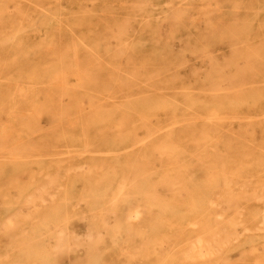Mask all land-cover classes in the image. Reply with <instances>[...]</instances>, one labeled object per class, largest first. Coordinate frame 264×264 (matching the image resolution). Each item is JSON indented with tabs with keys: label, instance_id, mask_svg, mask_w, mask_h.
<instances>
[{
	"label": "rangeland",
	"instance_id": "374dc122",
	"mask_svg": "<svg viewBox=\"0 0 264 264\" xmlns=\"http://www.w3.org/2000/svg\"><path fill=\"white\" fill-rule=\"evenodd\" d=\"M169 5L174 10L167 21L176 24L174 32L163 20ZM260 16L264 17V0H177L174 4L169 0H0V122L9 120L14 134L26 136L22 126L26 118L21 114L33 106L44 113L48 106L41 103L43 95L53 90L58 78L73 83L70 68L91 72L96 79L89 83L94 85L115 84L119 79V84L132 83L128 78L136 76L134 72L140 86L149 89L161 84L162 102L154 107L177 108L174 114L112 116L110 123L119 124V129L98 135L83 127L65 129L72 135H85L81 138L90 142L81 144L70 139L76 136H66L51 150L29 151L27 156L40 159L39 176L44 180L59 172L72 174L80 164L90 163L101 165L102 173L113 172L115 185L121 179L137 180L129 198L132 204L142 203L143 191L149 188L146 217H137L130 203L119 202L116 208L119 224L126 225V217L125 222L143 232L148 264H264V119H259V111L264 110L259 42L264 44V35L259 41ZM129 18L137 24L125 34L132 25ZM170 36L178 38L173 55L167 49ZM118 65L125 77L114 71ZM90 97L93 106L101 105L98 94ZM199 99L207 100L203 107L197 106ZM63 100L66 107L72 106V96ZM208 108L213 110L211 115H218L214 111L218 109L232 113L211 116ZM44 117L39 116L34 133L50 146ZM82 122L95 128L93 116H82ZM58 158L76 164L52 166ZM145 170L147 176L138 174ZM21 178L28 190L29 175ZM157 179L161 180V188H156L162 200L159 209L152 200ZM69 184L74 201L67 206L60 199H47L37 223L32 213L21 210L33 200L5 185L8 200L0 199V264H33L30 256L37 253L42 264H79L85 259L83 246L73 244L67 254L61 251L66 243L57 241V228L62 226L58 213L89 216L76 201L83 192L73 180ZM6 224H14V229L5 231ZM69 225L76 236L91 239L84 222L75 220ZM31 237L36 242L15 247ZM139 241L136 233L123 226L117 238L111 234L103 245L92 244L89 264H121V255L131 253L133 261L127 264H143Z\"/></svg>",
	"mask_w": 264,
	"mask_h": 264
},
{
	"label": "bare ground",
	"instance_id": "6f19581e",
	"mask_svg": "<svg viewBox=\"0 0 264 264\" xmlns=\"http://www.w3.org/2000/svg\"><path fill=\"white\" fill-rule=\"evenodd\" d=\"M169 1L172 4H174L177 0H169ZM172 8L170 6L168 13H166L167 15L165 14L163 20H165L167 23H170L172 25L171 27H173V29H171V31L174 32V28H175L174 25L176 24L172 21H169V22L167 21V16H169L171 11L174 10V7ZM259 18H260L259 19V23H260L259 41H262L261 37L262 35H264V17L260 16ZM128 22H131L132 25L129 28H126V30L123 29L125 30L124 33L125 32L129 33L131 31L133 32V30H135L136 28L137 23L133 20V18L132 19L129 18ZM123 23L126 25L125 22ZM126 27H128V25ZM167 41H169L167 45H170L169 47H167V49L169 50V54L173 55L174 53H173L172 47L175 46V43L178 41V38H172L170 36L168 37ZM120 42L118 43L120 44ZM121 45L122 46L120 45L119 46L125 47V45L123 44ZM96 46L97 45H95V47ZM113 46L115 47V45ZM116 48H117L116 49L117 51L119 47L116 46ZM84 49H87L86 46ZM121 55L120 57L124 56V55L122 56ZM112 57L115 58V56H112ZM75 58H76L75 60L77 64L82 66L83 61L79 59L76 55H75ZM127 63H129V61ZM117 64L118 63H116V65ZM119 65H118V68H116L114 71L122 73L120 69L121 66ZM134 71H132V73ZM68 73L73 80V83L71 85H68L66 80L63 77L58 78L57 82L53 86V90H49L43 95L41 103L46 104L48 106V109L44 113H41V109L39 108V106H33V107H29L28 109H26L24 113L21 114V116H25L24 118H26V122L22 123V126L24 127L26 131V136L23 137L19 134H14L13 133L14 131L13 123L10 122L9 120H5V121L2 120L3 122L2 121L0 122V199L3 198V199L8 200V197L5 192L6 184H10L11 186H14L19 194H24L27 197L31 198V200H33L31 202H26L21 207V210L28 211V213H32L34 215V217H32V220H34V222L37 223L39 221V218H38L39 214L42 213L43 210L45 209L44 203L47 201V199H53V198L60 199L64 202V205L66 204L67 206L72 201H74V197L69 195V192H68V189L72 186L71 184H69L70 180H73V184L76 185L83 192V195H81V197L76 201L86 207L87 211L89 212V216L88 217L87 216L86 217L85 216L76 217V216L70 215L69 213L63 216V214L58 213L57 217H60V218L62 217L61 218L62 226H60V228L58 226L57 228L60 231L57 241L58 242L64 241L67 245V247L61 251H63L64 253L70 254V252L73 251L71 246L73 244H79L84 247L85 259L83 258V260L81 261L78 259L79 260L78 262L79 264H89V261H90L89 251H92V244L94 242H99L103 245L105 237L111 234L117 238L118 231L123 226H126V228L129 231H132L138 235V238L140 239L139 245H138L139 246L138 251H142L145 257L142 260V263L148 264V260L146 259V255H145L146 240L143 238V235H142L143 232H140L139 228L133 229L130 226V224L125 222L127 220L126 217L123 218V222L126 225L119 224L118 213L116 209L117 204L119 202L130 203L129 198H130L131 192L134 189H136L138 186L137 180L121 179L120 183L119 184L116 183L115 185V179H116L114 178L115 174L113 172L102 173L101 172L102 166L96 163H90L88 165L80 164V168L76 167V170L72 172V174H64V173L59 172V173H55L53 178L44 180L43 177L39 176L40 173L42 174V168H43L42 162L40 161L39 158L36 159L35 157L32 158L30 156H27L26 153L29 151H35V150L49 151L51 150V147L53 145L58 144L59 142H61V140H65V139H62V137L67 138L66 136H76L70 139L71 140L74 139L75 141L81 144L90 142L88 139L84 137L81 138V136H85V135H78V136L72 135V133L69 134L68 132L64 131L65 129L69 130V129L76 128V127H83V129L85 130L91 129V130L97 131V135H98L100 133H103L106 129H119V126H120L119 124L110 123L112 116H119V117L121 116L124 118L126 116H168L169 114L172 115V113L175 112L177 108L176 109H161V108L154 107L156 103L162 102V99L160 96L161 95L160 90L163 86L161 84H158L148 89L146 85L145 86H140L143 84L138 85L137 83L138 73L136 72H134L135 73L134 75L136 76L132 75L128 78V80L133 81L132 83L131 82L126 83L127 82L126 80L125 84H122V83L119 84L122 80L120 82H119L120 79L117 80L118 82L115 80L116 77H119V74L117 73L115 75L116 77L111 78L112 80L114 79V81H116L115 84L103 83L101 85L90 84L89 80H94L96 79V77L93 74H91V72H89L88 70L86 71V69H83L82 67L70 68L68 70ZM122 74H120V76ZM123 75L124 77L126 76V74H123ZM150 76L151 75H149V77ZM176 77H178L177 74H176ZM259 77L262 79L259 82L260 86H264L262 85V83H264V44H262V42H259ZM18 93L20 95H23L22 89L19 88ZM92 94H98L101 97L102 101H101L100 106L98 107L93 106V104L90 102L89 97ZM66 95L72 96L73 98V101H72L73 104L71 107H66L64 105L63 99H64V96ZM143 96H147V98L149 99L145 102L144 100H142ZM183 97L184 96H182V99L185 100V98ZM193 100H196V99H193ZM203 102H207V100L199 99L197 106H202ZM143 103H145L144 106L142 105ZM191 107H194V106H191ZM208 110L211 115L213 110L210 108H208ZM214 111H218L219 112L218 115H211V116H222L221 112L225 113L224 111L220 109L214 110ZM231 113L232 112L225 113V114H227V116H230ZM86 115L94 117L95 125L93 127L95 128H90L83 124L82 116H86ZM39 116H45L44 120L47 124V129L49 131L48 139L52 141V145L50 146H45V142H43L40 138H37L36 133H34L35 131L34 126L39 121ZM256 117L258 118V116ZM158 119L159 118H157L156 121H158ZM259 119H264V110L259 111ZM133 125L134 124H132L131 126L133 127ZM206 135H209V134H206ZM22 152H23V155H22ZM51 164H53L52 166L61 168L64 166H74V164L76 163H72V161L67 160V159L58 158L56 160H53ZM31 166H33V168H31ZM85 166H89L90 168L85 169ZM33 172H35V175H31ZM138 174L143 175V176L148 175L146 170ZM28 175H29L28 184L30 185V187L27 190L24 187L25 183H23L21 177L28 176ZM108 176H111V177H108ZM156 188H161L160 179H157L155 181V184L152 188V191H154V196L152 197V200L154 202V207L156 209H159L162 206V200L160 199V196L158 195ZM149 200L151 199L149 197V188H147L145 189V191H143V202L137 203V204L130 203V210L132 211L134 209L136 211L137 217H141V216L146 217L148 215ZM222 204H225V203H222ZM19 215L21 216V214ZM75 220L82 221L85 223V226L90 233L91 239L85 240V237L83 236L82 237L76 236L75 230L70 228V225H69L70 223H74ZM228 223L229 222L227 221V224ZM14 226H15L14 224H6L3 229L5 231H11L14 229ZM192 227H195V225L194 226L192 225ZM234 234L236 235L237 233L235 232ZM34 242H36L35 238L31 237V239L29 240L17 243L15 247L21 248L24 246H28ZM55 253L57 254V252ZM256 253L257 251L255 252L254 255H256ZM133 254L134 253H131L130 255H124V256L121 255V258H122L121 264H127L133 261L131 258L132 257L131 255ZM243 255L245 256L246 254H243ZM30 257H32L33 259V264H42V262L39 261L40 257H42L39 255V253H37V255L36 254L31 255ZM190 257L192 258V256ZM201 257L204 258L206 256L204 254V257L203 256Z\"/></svg>",
	"mask_w": 264,
	"mask_h": 264
}]
</instances>
